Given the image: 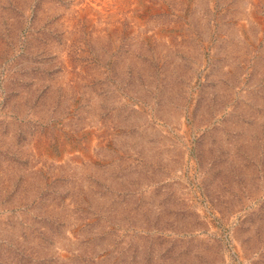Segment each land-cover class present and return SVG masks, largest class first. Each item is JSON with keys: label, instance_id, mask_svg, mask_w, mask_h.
Segmentation results:
<instances>
[{"label": "rangeland", "instance_id": "obj_1", "mask_svg": "<svg viewBox=\"0 0 264 264\" xmlns=\"http://www.w3.org/2000/svg\"><path fill=\"white\" fill-rule=\"evenodd\" d=\"M0 264H264V0H0Z\"/></svg>", "mask_w": 264, "mask_h": 264}]
</instances>
